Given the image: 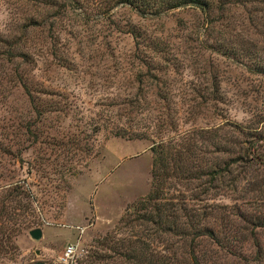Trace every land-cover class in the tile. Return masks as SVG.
Listing matches in <instances>:
<instances>
[{
  "label": "rangeland",
  "instance_id": "1",
  "mask_svg": "<svg viewBox=\"0 0 264 264\" xmlns=\"http://www.w3.org/2000/svg\"><path fill=\"white\" fill-rule=\"evenodd\" d=\"M45 1L0 0V189L20 185L35 199L18 255L3 264H65L72 244L67 264L90 263L94 251L105 255L100 264H126L96 241L150 192L152 144L190 133L202 151L216 133L214 142L233 151L201 153L221 168L242 158L229 166L228 188L204 204L264 218V76L256 72L264 0L157 17L118 0ZM245 149L262 157H244ZM197 185L177 189L204 188ZM230 219L237 247L229 254L202 244L208 264H264V229ZM37 228L36 241L29 232Z\"/></svg>",
  "mask_w": 264,
  "mask_h": 264
},
{
  "label": "trees",
  "instance_id": "2",
  "mask_svg": "<svg viewBox=\"0 0 264 264\" xmlns=\"http://www.w3.org/2000/svg\"><path fill=\"white\" fill-rule=\"evenodd\" d=\"M117 2L131 6L141 16L157 17L185 7L206 11L216 2L223 4L226 0ZM27 56L9 53V60L13 57L21 58L24 62L22 64L27 65ZM256 72L264 76V67H258ZM23 86L28 89L26 84ZM162 100L166 104L170 102L167 98ZM237 131L241 133L240 130ZM193 136L194 133H190L188 136H175L166 142L161 140L152 144L150 192L137 203L129 213L128 221L124 220L118 231L96 241L98 248L109 250L121 260L120 263L126 264H208L200 249L202 244L211 243L229 254L237 247L239 238L237 231L232 230L230 217L240 218L247 224L264 229L262 217L246 218L239 211L232 213V209L227 206L204 204L210 191L228 188L225 177L230 175L229 166L242 161V158L231 157L224 163L226 167L221 168L218 157L205 159L201 153L208 152L218 156L222 153L234 154L233 151L214 142L217 133L209 137L213 144L211 151L198 148ZM255 150L245 149V155L242 156L258 161L262 155ZM195 181L199 182L196 187L204 188L190 193L177 189L178 185L185 187ZM22 200H26V203ZM34 202L35 199L20 185L0 189V264L12 261L18 255L16 237L22 230L31 228V206ZM199 203H202L201 206L197 205ZM211 218L221 222L219 229L210 225ZM135 226L137 230L133 231ZM235 238L238 241H234ZM255 247L261 250L258 242H255ZM89 255L91 261L85 264H100L105 260V255L94 251L88 253L86 262H89Z\"/></svg>",
  "mask_w": 264,
  "mask_h": 264
},
{
  "label": "built area",
  "instance_id": "3",
  "mask_svg": "<svg viewBox=\"0 0 264 264\" xmlns=\"http://www.w3.org/2000/svg\"><path fill=\"white\" fill-rule=\"evenodd\" d=\"M75 252H76V245H69L65 252H64V255L62 257V261L67 264L68 261L75 255Z\"/></svg>",
  "mask_w": 264,
  "mask_h": 264
},
{
  "label": "water",
  "instance_id": "4",
  "mask_svg": "<svg viewBox=\"0 0 264 264\" xmlns=\"http://www.w3.org/2000/svg\"><path fill=\"white\" fill-rule=\"evenodd\" d=\"M29 236L34 239V240H40L42 237V230L37 228V229H33L29 232ZM33 264H44L42 262H37V263H33Z\"/></svg>",
  "mask_w": 264,
  "mask_h": 264
}]
</instances>
